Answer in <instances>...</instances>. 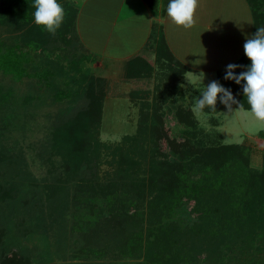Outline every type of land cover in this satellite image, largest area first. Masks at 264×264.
Listing matches in <instances>:
<instances>
[{"label": "trees", "instance_id": "obj_1", "mask_svg": "<svg viewBox=\"0 0 264 264\" xmlns=\"http://www.w3.org/2000/svg\"><path fill=\"white\" fill-rule=\"evenodd\" d=\"M246 2L253 19L250 45L216 78L236 109L252 111L264 100V0ZM77 15V7L66 0H0V23L9 18L31 23L30 29L39 37H76ZM147 48H155L158 65L168 63L166 84L162 85L160 79L164 77L158 73L155 85L161 83L163 87L155 89L161 101L173 105L168 102H176L175 96L183 100L185 93L179 82L188 70L175 63L156 23ZM25 60L15 46L0 49V71L5 75L17 80L27 75ZM151 74L152 67L139 57L129 61L125 69L129 79L149 78ZM91 86L86 91V108L53 134L51 157L60 158L62 163L57 166V182L44 185L43 191L54 205L53 213L62 195L66 201L69 196L78 210L83 207L89 212L88 222L82 223L86 248L78 249V253L107 257L112 246L109 252L122 260L118 264H264V155L260 168H255L250 165L248 150L241 145L196 146L186 138L178 140L166 131L157 105L145 101L142 93L131 92L132 99L140 96V112L144 111L136 133L107 147L110 160L104 161L97 135L105 93ZM9 93L0 91V106L10 102ZM62 97L70 95L57 96ZM175 107V123L200 132L197 120L179 105ZM210 121L214 124L215 119ZM0 125V133L8 128L1 120ZM258 135L264 139V128ZM0 158L5 157L1 154ZM105 162L110 169L102 174L100 165ZM5 185L0 183V201L14 199L19 187L21 201L23 191L37 188L33 181ZM0 264H29V260L12 252L4 255Z\"/></svg>", "mask_w": 264, "mask_h": 264}, {"label": "rangeland", "instance_id": "obj_2", "mask_svg": "<svg viewBox=\"0 0 264 264\" xmlns=\"http://www.w3.org/2000/svg\"><path fill=\"white\" fill-rule=\"evenodd\" d=\"M66 1L72 6L81 2ZM95 1V4L88 5V12H83L78 21V27L92 40V47L89 41L86 43V37V42L80 41L78 34L77 39L74 34H69L66 40L48 35L39 37L30 29L31 23L11 18L0 23V49L4 51L7 46H15L24 53L26 60L23 67L27 72L17 80L0 71V91L10 92V102L0 106V120L8 125L0 133V155L5 157L2 161L0 158V183L6 186L33 181L37 185V188H30L33 192L23 191L25 198L21 201H18L22 196L20 187L17 198L0 201V259L14 252L21 258H28L29 264L122 262L109 252L112 246H109L107 257L78 253V249L85 247L82 235L86 227L82 223L88 222L86 215L89 212L83 207L78 210L72 206L69 196L66 201L65 195H62L57 198V212L53 213L54 205L43 193L44 185L57 182V173H60L57 166L62 163L60 158L51 157L53 134L58 126L86 108V91L90 85L105 93L97 135L104 161L110 160L107 147L112 148L121 143L124 136L136 133L139 116L144 111L140 112V96L132 99L130 93L139 92L145 95V101L157 105V113L163 115L168 128L166 131L170 130V135L178 140L186 138L196 146L238 144L248 150L252 167L261 166L264 139L258 133L264 128V100L259 101L252 111L236 109L216 78L189 74L179 82L185 98L182 100L175 96L176 102L170 101L168 103L173 105H168L161 101L159 91L155 90L163 88L161 83L159 87L155 86L159 82L158 73L164 77L160 79L162 85L166 84L165 77L170 73L167 63L161 68L158 66L154 76L141 84L124 80L117 74L114 65L108 66L109 59L128 52L133 37L123 27H112L116 8L103 7V2L110 0ZM89 18L105 22L95 20L91 30L87 28L86 20ZM36 73H40L41 77H35ZM61 93H69L70 97L57 98ZM176 105L197 120L200 132L175 123ZM209 108L217 111L209 114ZM211 119H215L214 124ZM206 139L211 141L204 142ZM169 155L176 159V155ZM100 169L104 174L110 168L105 162ZM34 192H37L36 196L32 195ZM35 219H39L40 223Z\"/></svg>", "mask_w": 264, "mask_h": 264}, {"label": "crops", "instance_id": "obj_3", "mask_svg": "<svg viewBox=\"0 0 264 264\" xmlns=\"http://www.w3.org/2000/svg\"><path fill=\"white\" fill-rule=\"evenodd\" d=\"M91 3L95 4L96 1L81 0L75 5L78 9L77 36L80 41L86 42L87 39L86 43L89 41L90 46L92 40L78 27V21L83 12H88ZM103 7L116 8V17L111 20L112 27H123L133 37L128 52L111 56L108 66L114 65L117 74L124 80L139 84L151 79L156 70L167 63L163 61V64H157L155 45L154 49L147 48L154 23L163 31L165 44L175 63L188 70L182 81L189 74L216 78L218 72L227 69L244 55L253 34L252 14L246 0H110L103 2ZM95 20L87 19V28L92 30ZM137 57L152 67L149 78L125 77L127 63Z\"/></svg>", "mask_w": 264, "mask_h": 264}]
</instances>
